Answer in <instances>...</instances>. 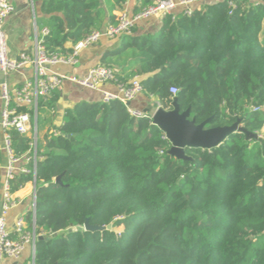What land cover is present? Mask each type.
Returning <instances> with one entry per match:
<instances>
[{
	"label": "trees",
	"instance_id": "1",
	"mask_svg": "<svg viewBox=\"0 0 264 264\" xmlns=\"http://www.w3.org/2000/svg\"><path fill=\"white\" fill-rule=\"evenodd\" d=\"M125 1L41 0L46 50L68 55L67 41L113 23ZM135 1L134 13L150 3ZM231 1L123 35L100 61L115 83L139 79L140 95L155 99L150 113L171 110L175 98L196 124L240 120L246 132L211 149L186 148L180 159L161 128L120 101L65 109L38 142L35 166L25 163L28 172L9 180L10 192L35 183L26 227L50 235L36 241L35 264H264V137H256L264 126V0ZM58 98L57 90L40 97L38 111L55 109ZM17 110L33 119V109ZM9 132L17 157L33 154L30 138ZM86 220L112 227L84 230Z\"/></svg>",
	"mask_w": 264,
	"mask_h": 264
},
{
	"label": "built area",
	"instance_id": "2",
	"mask_svg": "<svg viewBox=\"0 0 264 264\" xmlns=\"http://www.w3.org/2000/svg\"><path fill=\"white\" fill-rule=\"evenodd\" d=\"M150 3L144 6L139 12L129 14L125 9H121L116 14L113 23L106 24L102 29L92 30L86 37L77 41L71 46V52L68 55L50 53L46 50L43 40L48 33L47 28L41 29V37L35 43L32 55L21 52L17 57H10L4 22L8 16L14 13L15 7L9 0H0V71L6 75L10 72L20 71L24 66L33 64L34 77L25 80L17 86L9 88L6 83L1 85V98L4 106L0 110V128L3 132L2 149L7 155L6 177L4 182L5 193L0 212V264L6 257L18 258L26 245L31 246V263L35 264V243L38 234L34 226L32 230L26 228L25 220L22 216L18 217L14 223L15 237H12L11 231L7 228L6 216L9 208L14 203L9 194V180L13 178L16 170V164L20 159L26 162L36 164V156L26 154L23 157H17L13 147L10 130H15L21 135L27 134L31 128L32 118L28 112L18 111V106H26L34 111V119L37 118L38 99L47 97L54 90H59L64 81H70L73 84L101 93L100 101L109 103L117 100L128 107V112L133 117H144L152 120L153 113L145 112L142 109L131 108L127 103L134 100L141 92L142 87L138 78H133L128 85L115 83L114 69L103 63L92 66L88 72L80 77L71 74H64L50 67L58 64L74 65L77 62L79 53L82 49L97 43L102 38H117L131 33L135 23L139 20L157 18L162 20L165 16L171 15L174 18L178 13L191 15L195 9H200L204 4L215 3L222 0H149ZM231 3V0H227ZM112 83L114 90H105V84ZM172 96L177 93L176 87H170ZM257 110V108H253ZM33 149V148H32ZM35 151V150H34ZM19 172H28L21 166ZM35 216V190L33 198L32 218Z\"/></svg>",
	"mask_w": 264,
	"mask_h": 264
},
{
	"label": "crops",
	"instance_id": "3",
	"mask_svg": "<svg viewBox=\"0 0 264 264\" xmlns=\"http://www.w3.org/2000/svg\"><path fill=\"white\" fill-rule=\"evenodd\" d=\"M9 1L15 7L14 13L8 16L4 22V30L6 32L9 55L10 57H17L21 52H26L29 55H32L35 43L38 38L41 37V30L39 31L38 29V21L43 16L41 12V0ZM135 3V0H126L121 9H125L129 14H133ZM121 9L115 10L114 14L116 15L119 13ZM160 23L161 21L157 18L139 20L135 23L131 33L126 35L135 36L147 32H154L159 28ZM106 24L107 23H105L104 26ZM121 40V37L112 39L102 38L97 43L82 49L79 53L77 62L74 65L58 64L50 68L64 74H71L76 77L83 76L92 66L102 63L100 61L102 55L110 50L115 49ZM64 46L69 48L72 46V43L67 41ZM34 74L35 71L33 64H28L20 71L10 72L6 75L0 71V110L4 106V102L1 98V85L6 83L9 88H12L25 80L32 79ZM103 89L114 90L115 87L112 83H109L105 84ZM57 91L59 92V98L55 104V109L52 110L47 107H42L39 109L37 112V118L34 119L33 117L31 121L30 130L27 132V134L23 135L31 139L33 134L34 140L37 139L36 146L38 142L43 141L44 135L47 132L53 131L54 128L61 123V116L65 109L72 107L75 103L80 101L97 102L101 99V93L99 91L81 88L70 81H64L61 88ZM154 101V98H145L139 94L129 103V106L131 108L144 110L151 108L150 106ZM2 134L3 132L0 128V212L3 203V195L5 193L4 182L8 163L7 155L2 149ZM34 150H36V147L33 149V154L31 156L35 155ZM25 163L27 162L23 158L20 159V161L16 164L15 173H18L19 168L24 166ZM34 190V182H29L14 192L9 191L14 203L7 212L6 223L7 228L9 231H11L12 237H15L13 230L16 219L20 216L24 218L29 212L32 216ZM30 255L31 246L26 245L22 254L18 258L6 257L2 260L1 264H30Z\"/></svg>",
	"mask_w": 264,
	"mask_h": 264
},
{
	"label": "water",
	"instance_id": "4",
	"mask_svg": "<svg viewBox=\"0 0 264 264\" xmlns=\"http://www.w3.org/2000/svg\"><path fill=\"white\" fill-rule=\"evenodd\" d=\"M129 105V103H127ZM173 108L171 110H164L157 108L152 116V123L161 128L167 139L170 141L169 153L177 158H186V148H202L211 149L219 146L227 137L234 132H246L240 125V120H237L230 126L206 127L210 121L207 119L199 124L195 123L194 118L190 119V109L180 111L177 101L174 98ZM149 112L150 108L144 109ZM258 138V135H256ZM55 182H60V177L55 178ZM35 184V183H34ZM111 224L105 226L91 225L88 220L84 223V230H110ZM81 227H78L80 229ZM69 231L72 228L68 229ZM50 237V235L39 234L37 240H42Z\"/></svg>",
	"mask_w": 264,
	"mask_h": 264
},
{
	"label": "rangeland",
	"instance_id": "5",
	"mask_svg": "<svg viewBox=\"0 0 264 264\" xmlns=\"http://www.w3.org/2000/svg\"><path fill=\"white\" fill-rule=\"evenodd\" d=\"M40 117H41V115H40ZM257 135H258V138H263L264 137V126L262 127L261 131ZM32 136L34 137L33 134H32ZM33 137L31 138V141H32L31 145H32V148L34 149L36 147L37 139L34 140Z\"/></svg>",
	"mask_w": 264,
	"mask_h": 264
}]
</instances>
